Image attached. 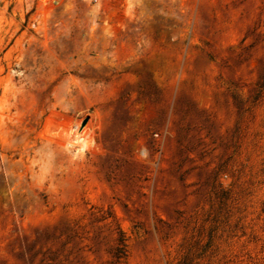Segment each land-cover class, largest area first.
Here are the masks:
<instances>
[{
  "label": "rangeland",
  "instance_id": "1",
  "mask_svg": "<svg viewBox=\"0 0 264 264\" xmlns=\"http://www.w3.org/2000/svg\"><path fill=\"white\" fill-rule=\"evenodd\" d=\"M0 264H264V0H0Z\"/></svg>",
  "mask_w": 264,
  "mask_h": 264
},
{
  "label": "trees",
  "instance_id": "2",
  "mask_svg": "<svg viewBox=\"0 0 264 264\" xmlns=\"http://www.w3.org/2000/svg\"><path fill=\"white\" fill-rule=\"evenodd\" d=\"M125 247V242H123V248ZM120 257V256H119Z\"/></svg>",
  "mask_w": 264,
  "mask_h": 264
},
{
  "label": "water",
  "instance_id": "3",
  "mask_svg": "<svg viewBox=\"0 0 264 264\" xmlns=\"http://www.w3.org/2000/svg\"><path fill=\"white\" fill-rule=\"evenodd\" d=\"M86 121H87V120H85V121L83 122V125H85Z\"/></svg>",
  "mask_w": 264,
  "mask_h": 264
}]
</instances>
